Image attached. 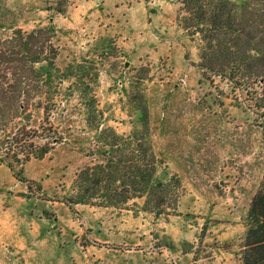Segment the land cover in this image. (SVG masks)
I'll use <instances>...</instances> for the list:
<instances>
[{"label":"rangeland","instance_id":"obj_1","mask_svg":"<svg viewBox=\"0 0 264 264\" xmlns=\"http://www.w3.org/2000/svg\"><path fill=\"white\" fill-rule=\"evenodd\" d=\"M179 0H0V41L52 29L58 56L47 117L36 102L0 135L50 128L41 158L0 162V264H242L252 197L264 176V109L254 95L202 79L200 43ZM43 95L39 99L44 100ZM138 142L155 178L177 180L161 215L144 199L70 204L82 169L112 143ZM35 147L44 146L34 139ZM121 142V141H120Z\"/></svg>","mask_w":264,"mask_h":264},{"label":"trees","instance_id":"obj_2","mask_svg":"<svg viewBox=\"0 0 264 264\" xmlns=\"http://www.w3.org/2000/svg\"><path fill=\"white\" fill-rule=\"evenodd\" d=\"M179 4V24L200 43L197 68L202 79L226 81L234 89L254 95V107L264 109V0H179ZM53 33L52 29L17 30L0 41V135L34 101L46 117L54 106L49 98L58 56ZM43 95H47L44 100H35ZM43 127L46 135L34 136L21 128L6 137L0 162L12 169L10 160L18 162L21 157L24 162L47 154L61 139ZM35 138L45 141L44 146L34 149ZM124 142L114 141L105 161L80 171L77 194L70 204L116 207L144 199L145 210L161 215L176 201L178 181H157L156 160L150 150L138 142L124 152ZM241 262L264 264V176L247 212Z\"/></svg>","mask_w":264,"mask_h":264}]
</instances>
